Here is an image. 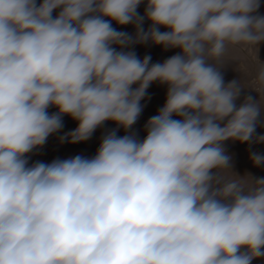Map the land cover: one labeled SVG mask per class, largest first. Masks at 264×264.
Instances as JSON below:
<instances>
[{
  "label": "clouds",
  "instance_id": "9594fccd",
  "mask_svg": "<svg viewBox=\"0 0 264 264\" xmlns=\"http://www.w3.org/2000/svg\"><path fill=\"white\" fill-rule=\"evenodd\" d=\"M260 7V0H0V264L264 257V178L235 173L224 147L264 144L255 134L264 62L256 56L248 86L225 83L220 70L230 50L258 52ZM112 22L133 25L134 35ZM148 43L180 51L151 63L131 50ZM153 83L167 85L166 101L138 139L129 130ZM243 88L259 100L245 96L237 106ZM65 115L78 124L60 143L87 141L108 121L126 134L109 131L90 158L29 164ZM249 158L264 165L260 153Z\"/></svg>",
  "mask_w": 264,
  "mask_h": 264
},
{
  "label": "rangeland",
  "instance_id": "374dc122",
  "mask_svg": "<svg viewBox=\"0 0 264 264\" xmlns=\"http://www.w3.org/2000/svg\"><path fill=\"white\" fill-rule=\"evenodd\" d=\"M42 0H37L39 4ZM261 7L258 10L259 15H264V0H260ZM58 11V10H57ZM144 4L138 8V12L143 15ZM56 15V12L53 13ZM112 26L117 31L127 32L129 34L135 33V28L133 25H117L112 22ZM150 26V22H144V29ZM167 29L161 28L160 31H166ZM119 50V49H118ZM135 51L136 55L143 59L144 56H151V63L163 62L167 58L179 53V49H168L165 50L162 46L153 45L148 43L146 45H134L131 49ZM229 54L232 57H228L229 63H227L221 72L224 77L225 83L232 80H240L245 86L249 85L252 77L255 74V68L258 63L256 56L261 62H264V42H261L258 46V52L255 50L249 51L245 49H233L230 50ZM228 54V55H229ZM135 87V86H134ZM167 85H161L159 83H153L147 90V95L141 104L144 106L143 111L136 122L133 125L130 132L137 134L138 139H143L146 135L144 125L147 120L158 113V110L164 105L166 101ZM245 96H251L254 100H259V94L250 88H243L241 90L240 98L236 101L237 106L243 102ZM49 114L57 112L55 107H50L48 109ZM179 118V117H173ZM63 128L60 132L54 133L49 136L46 144L39 149L34 150L33 153L29 154V164L36 161H42L45 163H50L54 159H66L74 157L76 155H82L85 157H92L95 155L100 143L101 137L107 134L113 129H117V125L111 121L105 122L101 127H99L92 135V137L84 142L71 144V143H60L59 137L66 132H70L77 127L78 122L73 120L71 117L65 115L62 117ZM117 136L125 135L123 128L117 129ZM256 135H264V109L261 111V116L259 118L258 127L256 129ZM224 147L229 155L232 156L233 171L240 176H244L250 173L255 178H264V165L256 167L250 160V153L257 152L264 155V144H253L249 146L247 143L226 141ZM252 264H264V257L254 259Z\"/></svg>",
  "mask_w": 264,
  "mask_h": 264
},
{
  "label": "crops",
  "instance_id": "0c3cea01",
  "mask_svg": "<svg viewBox=\"0 0 264 264\" xmlns=\"http://www.w3.org/2000/svg\"><path fill=\"white\" fill-rule=\"evenodd\" d=\"M228 57H232V54H229Z\"/></svg>",
  "mask_w": 264,
  "mask_h": 264
}]
</instances>
